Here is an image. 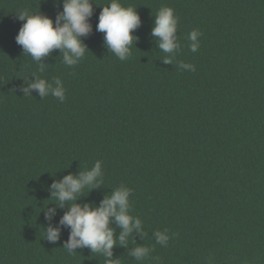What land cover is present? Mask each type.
<instances>
[{"label":"trees","instance_id":"16d2710c","mask_svg":"<svg viewBox=\"0 0 264 264\" xmlns=\"http://www.w3.org/2000/svg\"><path fill=\"white\" fill-rule=\"evenodd\" d=\"M91 2L87 50L68 66L61 49L36 62L16 41L25 22L18 12L55 27L64 0H0V264H105L87 247L63 248L71 229L60 220L73 202L61 207L51 187L96 161L103 175L75 203L98 207L124 185L142 221L127 244L114 245L118 264H264V0H119L141 21L123 61L97 30L111 0ZM163 6L178 18L174 54L152 35ZM37 77L61 79L65 99L24 95ZM48 226L60 228L55 243ZM109 227L118 240L120 226L112 219ZM165 229L162 246L154 233ZM137 246L152 251L137 260Z\"/></svg>","mask_w":264,"mask_h":264},{"label":"clouds","instance_id":"9594fccd","mask_svg":"<svg viewBox=\"0 0 264 264\" xmlns=\"http://www.w3.org/2000/svg\"><path fill=\"white\" fill-rule=\"evenodd\" d=\"M17 14L18 19L25 22L16 36V41L34 61L40 62L42 57L49 55L54 49L62 50L63 63L68 66L76 65L84 57L87 49L81 37L91 31L89 23V18L93 14L91 0H64L63 12L57 16L55 27L53 21L46 16L28 11H20ZM140 23L136 8L124 7L119 0H111L108 6L102 7L97 30L105 33L109 52L123 61L131 55V46L137 39L132 32ZM177 23L178 18L171 7L163 6L155 15L152 35L157 38L159 49L166 54H174L181 47L176 35ZM200 35L198 30H193L188 35L192 52H196L200 47L198 39ZM172 58V55H166L163 62L171 64ZM39 64L42 71L44 65ZM178 67L195 71L193 65L184 62H180ZM30 90H37L41 98L51 94L61 101L65 99V87L59 78L49 82L37 77L34 82L22 89L24 95H30ZM102 175L101 162L96 161L91 169L82 172L78 177L67 175L61 181L54 182L51 185L54 190L52 195L61 207L67 201L73 202L60 220L61 225L69 226L71 229L69 239L63 248L71 255L75 249L87 247L92 252L102 254L106 258L105 264H118V261L112 259L114 245L127 244L133 229L137 232L142 231L141 219L129 212L131 189L124 185L119 186L98 207L75 203L78 194L85 187L99 183L98 178ZM45 215L50 219L55 215V209H49ZM112 219L122 229L118 240L114 238V230L109 227ZM45 232L48 241L55 243L59 239L60 228L48 226ZM154 237L156 243L162 246H166L170 239L167 229L157 230ZM151 251L149 247L137 246L132 249L131 255L137 260H143Z\"/></svg>","mask_w":264,"mask_h":264}]
</instances>
